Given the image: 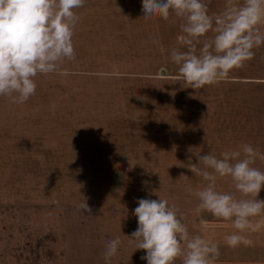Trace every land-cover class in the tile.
<instances>
[{"label": "rangeland", "instance_id": "obj_1", "mask_svg": "<svg viewBox=\"0 0 264 264\" xmlns=\"http://www.w3.org/2000/svg\"><path fill=\"white\" fill-rule=\"evenodd\" d=\"M204 2L210 15L227 5ZM75 11L76 59L38 74L23 104L0 96V264H105L116 237L111 264H147L129 239L141 198L175 204L191 234L219 245L215 264H264V215L241 233L251 244L231 248L232 221L198 216L186 191L208 183L190 171L198 154L220 158L243 144L264 153V46L226 80L195 90L170 59L173 48L187 51L174 13L146 20L142 0H86ZM253 167L264 172V161ZM217 190L241 198L230 178ZM83 201L90 214L79 211Z\"/></svg>", "mask_w": 264, "mask_h": 264}, {"label": "clouds", "instance_id": "obj_2", "mask_svg": "<svg viewBox=\"0 0 264 264\" xmlns=\"http://www.w3.org/2000/svg\"><path fill=\"white\" fill-rule=\"evenodd\" d=\"M86 0H0V96L11 104H23L36 93L38 74H52L65 60L76 59L74 30L80 16L75 9ZM146 20H168L170 14L181 18L179 47L170 52V59L179 66V75L193 89L215 85L230 72L246 66L255 57V49L264 46V0H227L219 13L209 14L204 0H142ZM214 33L209 39L208 33ZM199 46V47H198ZM164 49L161 47V52ZM240 150L225 151L217 158L212 154L197 155L198 163L190 171L208 183L186 191L199 203L195 213L207 211L214 217L231 220L236 232L226 236V244L237 248L250 245L241 233L251 228L252 217L264 215V200L257 199L264 186V172L253 167L264 153L250 144ZM230 178L241 198L217 190V181ZM133 210L138 227L131 233L135 250L146 255L147 264H215L220 257L219 245L202 235H193L183 222L175 204L168 199H138ZM91 213L83 201L79 211ZM119 237L105 247V264L118 254Z\"/></svg>", "mask_w": 264, "mask_h": 264}, {"label": "water", "instance_id": "obj_3", "mask_svg": "<svg viewBox=\"0 0 264 264\" xmlns=\"http://www.w3.org/2000/svg\"><path fill=\"white\" fill-rule=\"evenodd\" d=\"M163 72V71H162Z\"/></svg>", "mask_w": 264, "mask_h": 264}]
</instances>
